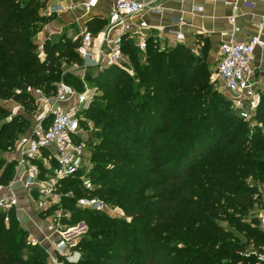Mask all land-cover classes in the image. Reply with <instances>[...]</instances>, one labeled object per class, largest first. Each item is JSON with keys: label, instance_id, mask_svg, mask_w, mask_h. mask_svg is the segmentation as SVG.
Here are the masks:
<instances>
[{"label": "trees", "instance_id": "obj_1", "mask_svg": "<svg viewBox=\"0 0 264 264\" xmlns=\"http://www.w3.org/2000/svg\"><path fill=\"white\" fill-rule=\"evenodd\" d=\"M47 0H0V103L14 101L27 114L38 105L29 89L56 95L64 82L78 93L84 79L98 94L80 118L98 132L92 161V188L74 182L72 218L89 227V238L76 246L77 263L63 264H258L264 253V94L254 127L242 119L211 83L209 49L196 54L178 43L161 47L146 39L143 52L129 34L123 37L127 67H82L81 37L62 35L43 44L39 34L54 15L44 16ZM107 21L87 23L98 33ZM50 120L44 121L49 127ZM30 121L0 104V188L15 179V150ZM4 154V155H2ZM33 165L46 170L42 161ZM111 176L109 179L104 176ZM127 179L130 185L116 180ZM101 199L124 212L77 206L79 199ZM259 214L258 216L251 213ZM15 209L0 210V264H47L42 247L28 242Z\"/></svg>", "mask_w": 264, "mask_h": 264}, {"label": "built area", "instance_id": "obj_2", "mask_svg": "<svg viewBox=\"0 0 264 264\" xmlns=\"http://www.w3.org/2000/svg\"><path fill=\"white\" fill-rule=\"evenodd\" d=\"M97 1L90 0L86 7L89 9ZM145 12L161 13L162 8L159 5L136 0H116L114 11L105 28L98 33L85 31L82 34L78 54L83 61V68L103 69L112 65L126 68L129 62L123 50V37L128 34L131 37L134 35L142 37L137 45L145 52L147 44L142 31L148 28V24L132 22L134 17ZM229 23L231 29L226 33L227 41L222 43L219 51L218 79L223 84L233 109L242 119L253 122L264 94V84L258 80L254 67L257 52L264 51L262 36L264 17L258 25L259 33L245 41L237 39L242 33V28L237 23L236 15L229 18ZM174 34L177 42L185 43L184 34L177 31ZM189 48L197 54L196 48ZM29 91L35 96L36 104L43 109L44 115L38 124L17 142L14 150L20 165L28 167L27 175L17 181L22 182L26 189L32 188L35 183L34 161H42L47 173L58 180L75 177L83 170L86 161V144L82 136L80 118L72 106L87 107L92 97L90 90L78 93L64 82L60 83L53 97L44 96L40 90L29 89ZM59 104L65 105L67 109L56 108L55 105ZM46 119L50 120L47 129L44 127ZM80 204L84 208L97 211H104L107 207L104 201L94 198L80 200ZM18 206L19 199L15 194L0 195L1 211L9 212ZM259 222L264 231V210L259 216ZM49 239L46 237L44 243ZM32 242L41 244L36 237H32ZM42 246L46 245L42 244ZM66 247V243L62 242L58 246V251L61 252ZM254 254L258 258V264H264V254Z\"/></svg>", "mask_w": 264, "mask_h": 264}, {"label": "crops", "instance_id": "obj_3", "mask_svg": "<svg viewBox=\"0 0 264 264\" xmlns=\"http://www.w3.org/2000/svg\"><path fill=\"white\" fill-rule=\"evenodd\" d=\"M136 1L159 5L162 8L161 13L145 12L133 18L132 22L134 24L140 22L148 24V28L142 31L145 40L154 37L161 47L175 45L179 43L175 40L174 33L177 31L185 35L184 44L196 48L197 54L201 52V47L206 42L210 61H218L219 59L220 47L223 42L227 41L226 33L231 29L229 23L231 16H237V23L242 28V33L237 37L240 41L248 40L250 37L257 35L259 33L258 25L264 17V0ZM89 2L90 0H47L46 9L50 15H54V19L39 34L38 41L41 53L42 46L47 40H54L62 35L71 40L82 37V34L87 31V23L92 19L101 18L108 23V19L114 11L116 0H98L94 6L88 9L86 5ZM262 36L264 37V29ZM133 38L138 43L142 37L134 35ZM201 40H204V42L201 43ZM254 67L258 80L264 84V51L257 52ZM0 104L8 110L14 109L18 113L24 112L23 107L14 101L1 102ZM55 107L67 109L63 104L55 105ZM6 156L13 155L10 153ZM13 159H16V157ZM27 168L26 166H20L17 179H21L25 174L27 175ZM12 193L18 197L20 207L23 203L30 204V199L26 197V188L22 182H17L9 188L0 189V195ZM25 210L19 208V220L30 234L39 236L41 231L38 227V220L34 215L24 213ZM37 230L40 231L39 234H37L39 232ZM42 231H45L44 233L48 235L51 230L45 228ZM48 237L50 239L54 238L53 234L48 235Z\"/></svg>", "mask_w": 264, "mask_h": 264}, {"label": "rangeland", "instance_id": "obj_4", "mask_svg": "<svg viewBox=\"0 0 264 264\" xmlns=\"http://www.w3.org/2000/svg\"><path fill=\"white\" fill-rule=\"evenodd\" d=\"M44 16H49L47 9L45 8L41 12ZM210 71H211V83L214 84L215 88L223 94V97L226 98L227 94L224 90L223 84L218 79V61H210ZM128 72L133 75L131 72L130 65H126ZM94 68H88L84 69L82 67H74L71 69V71H75L76 74L80 75L83 79L87 71L93 70ZM97 70H93L92 73L95 74ZM90 90L92 93L91 102L96 97L97 88L92 85L91 82L84 79V88L82 92H86ZM80 92V93H82ZM90 102V103H91ZM90 104L86 106H72V109L78 113L81 117H85V110L88 109ZM13 116L21 115L23 118L30 121V125L26 128L25 133L27 134L30 132L35 125L38 124L41 117L44 115V111L42 108L38 107L37 110L34 113L27 114L25 112L18 113L17 110H9ZM255 122H249V127L252 130L254 127ZM97 128L94 125L93 122H90L87 126L82 127V136L86 144V161L84 164V168L82 171V179L79 184H82V186H88L89 188H92L95 184L90 179V175L92 172H94V167L96 162L92 161V155L94 153V144L99 141L97 137ZM25 134V135H26ZM12 154L13 156H6L8 154ZM8 154H2L5 156L7 161H17L16 159H13L15 156L14 150L12 152H9ZM18 162V161H17ZM20 163L18 162V165L16 166V175L14 181L11 183L9 187H12L15 185L18 181L17 174L18 170L20 168ZM33 175L35 177V183L32 188L26 189V197L30 199V204L23 203L15 209L18 215L19 208H24V213H29L35 216V218L38 220V227L41 231V234L39 236L32 235L29 233L28 242L34 245H39L42 247L47 255V264H63L62 259H64L65 263H77L82 258V252L80 250L76 249V246L78 243L84 239L89 238V227L86 225V223L78 218H72L73 215V204L70 201L64 200L66 197H72L73 196V190H74V182H63V180H58L52 175L45 173L44 169L42 170L41 167L35 166V170L33 171ZM26 176V174H25ZM23 175V178L25 177ZM109 179H114L111 176H104ZM118 183L124 184V185H130V182L122 178L121 180H116ZM8 187V188H9ZM25 187V186H24ZM79 199L77 201V206L84 208L80 204V200H86ZM97 199V198H94ZM101 200V199H100ZM103 201V200H102ZM105 202V201H104ZM107 207L104 210L108 215L122 219L124 212L123 210L116 204H113L112 202H105ZM86 209V208H84ZM262 213V212H261ZM251 215L258 216L259 214H255L254 212L251 213ZM19 218V217H18ZM23 226V224L21 223ZM26 230L25 226H23ZM47 228L51 231L48 233V235L53 234L52 239H49L45 242L47 234H45L42 230ZM37 230V231H39ZM27 231V230H26ZM40 231L37 233L39 234ZM32 237H36L41 244L33 243ZM66 243L67 247L63 251H58V246L62 243ZM46 245L45 247L42 246ZM264 254V253H262ZM259 262V261H258Z\"/></svg>", "mask_w": 264, "mask_h": 264}]
</instances>
